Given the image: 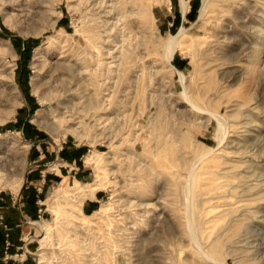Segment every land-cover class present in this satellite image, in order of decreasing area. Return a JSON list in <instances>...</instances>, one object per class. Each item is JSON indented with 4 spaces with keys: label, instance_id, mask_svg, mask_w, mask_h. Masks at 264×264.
I'll return each instance as SVG.
<instances>
[{
    "label": "rangeland",
    "instance_id": "1",
    "mask_svg": "<svg viewBox=\"0 0 264 264\" xmlns=\"http://www.w3.org/2000/svg\"><path fill=\"white\" fill-rule=\"evenodd\" d=\"M188 4L193 17L177 22ZM201 5L0 0V194L20 218L15 263L264 264V0H212L202 20ZM181 28L170 66L163 45ZM27 177L42 189L35 217Z\"/></svg>",
    "mask_w": 264,
    "mask_h": 264
},
{
    "label": "crops",
    "instance_id": "2",
    "mask_svg": "<svg viewBox=\"0 0 264 264\" xmlns=\"http://www.w3.org/2000/svg\"><path fill=\"white\" fill-rule=\"evenodd\" d=\"M194 5L195 4H193V11L190 15L187 14L189 12V9L191 6L188 4V8H186L185 11L183 13H181L180 16L177 17L176 21L181 22L182 20H186L188 17L189 18L193 17ZM79 151L80 150L76 149V146L65 147L64 151L62 152V155L67 156L68 160H72L73 158H76L78 156ZM55 161L57 162V160H55ZM58 164H61V163H58ZM58 164L56 163V165H58ZM66 164L67 163H63L62 165H66ZM70 166H72V165H70ZM55 170H58L60 176L64 177L63 175H61L60 169H55ZM49 172L51 173L53 171H49ZM58 172H54V174H58ZM65 177H67L69 179V177H72V176L68 174ZM31 180H33L32 177H29V179H28V177L26 178V182L24 183V186L22 189V194L25 196L26 212L29 215H31V217H35L36 212H37V210H36V199L40 197L39 194L42 191V189L38 185H33ZM43 181H45V184L48 185V183L51 182V176H47V178H44ZM93 198H94V200H96V198H97L96 194L94 195ZM1 209H5V210L2 211ZM0 212L3 213V217H4L3 223L5 225H7V228L9 229V232H10V235L8 237L10 245H9V247H6L5 242H4L5 241V236H4L5 231H4L3 227L0 225V264H6L7 261H8L7 264H19V263H15L16 262L15 259H16V255H17V254H15V251L17 250V248H19L17 246V245H19V243L16 242V238H17L16 233H17V231H19L18 227L20 226V224H19L20 218L17 215L16 211L11 207L9 196L0 194ZM21 227H22L21 232H23L24 231L23 228H26L27 226L23 225ZM28 254H29V256L31 255V253H28ZM23 264H32V262L30 260H28V261H25Z\"/></svg>",
    "mask_w": 264,
    "mask_h": 264
},
{
    "label": "bare ground",
    "instance_id": "3",
    "mask_svg": "<svg viewBox=\"0 0 264 264\" xmlns=\"http://www.w3.org/2000/svg\"><path fill=\"white\" fill-rule=\"evenodd\" d=\"M183 3V1H182ZM210 3H212V0H202V5H201V8L199 10V15H198V19H203L207 13V8L208 6L210 5ZM249 3V2H248ZM185 5V4H184ZM184 10V8H183ZM118 21V20H117ZM120 24V23H119ZM187 34V33H186ZM129 34H127L126 36H128ZM185 35V29L184 28H181L180 30H178V32L174 35H170L168 37V40L164 43L163 45V49H164V52H165V61L167 62L168 65L171 66L170 64V60H171V57H172V54H173V47L174 45L176 44L177 41L180 40V37L183 38L182 36ZM129 37V36H128ZM127 38V37H126ZM127 41V40H126ZM125 41V42H126ZM123 47V46H122ZM121 47V48H122ZM181 53V52H180ZM183 54V53H181ZM124 58V57H123ZM127 59V58H125ZM126 61V60H125ZM99 62V61H98ZM97 63V62H96ZM100 64H98L99 66ZM113 66V65H112ZM102 67V66H101ZM98 68V67H97ZM105 68V67H104ZM97 70V69H96ZM104 70V69H103ZM176 70V69H175ZM79 74V73H78ZM82 74V73H81ZM178 74H179V81L181 82L183 80V72L181 71H178ZM102 75V73H101ZM103 77V76H102ZM101 81V80H100ZM104 81V80H103ZM67 111V110H66ZM64 112H65V109H64ZM85 160L88 164H91V165H95L96 162H97V159H96V156L95 155H92V154H88L86 157H85ZM96 182V181H95ZM94 184L93 182H90V183H78L74 188H71L70 186H66V188H64V193L66 196H69L71 191L72 193H81L83 191H86L88 188L92 187ZM97 187H93V189H96ZM183 193V192H182ZM82 205V204H81ZM51 207V206H50ZM191 226V225H190ZM192 228V227H191ZM49 225L46 224L44 222V225H43V233L45 232L44 235H41L40 237V241L42 243L46 242L47 239H48V236L46 234H48L49 232ZM189 235V233H188ZM196 243V247L198 248L199 247V244L197 242ZM41 256V255H40ZM39 256V257H40ZM42 261V260H40ZM39 261V263H40ZM43 263V262H42Z\"/></svg>",
    "mask_w": 264,
    "mask_h": 264
}]
</instances>
